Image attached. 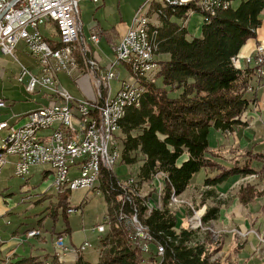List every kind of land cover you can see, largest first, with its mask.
Wrapping results in <instances>:
<instances>
[{
    "label": "trees",
    "instance_id": "obj_1",
    "mask_svg": "<svg viewBox=\"0 0 264 264\" xmlns=\"http://www.w3.org/2000/svg\"><path fill=\"white\" fill-rule=\"evenodd\" d=\"M225 1L231 4L217 8L213 16L202 21L201 35L196 37L188 36L186 26L190 12L204 13L194 1L176 7L156 4L160 12L156 15L158 22L150 25L154 33L152 36L148 32L150 43L153 54L157 46L155 53L167 58L158 59L156 70L145 84L140 105L126 110L116 134L120 143L117 165L137 164L135 181L124 187L109 171L100 175L99 185L108 204L111 227L100 238L104 249L97 263L79 254L72 264H221L212 259L206 242L199 241L196 227L193 230L177 227L168 201L170 194L179 196L184 192L192 176L202 168L215 172L203 180L212 186L229 177L262 174L264 170L262 151L244 149L238 155L244 158L242 163L232 158L229 164L214 160L206 153L210 147V131L227 132L241 126L244 113L255 102L256 90L261 86L255 67L236 68L234 59L244 45L256 39L257 29L263 23L264 0H241L235 7H232L233 0ZM184 154L187 158L180 161ZM161 173L164 177L162 206L147 210L138 192L142 185ZM242 190L243 203L263 194L249 185ZM121 196L123 202L118 201ZM57 200L52 216L56 218L60 208L67 219V209L74 207L70 206L66 194H57ZM122 207L127 212L136 208L138 219L163 247V255L157 254L153 244L149 252L133 245L130 227L116 217ZM217 215L218 207H207L202 221L207 223ZM68 232L66 226L55 234ZM35 261V257L28 256L0 264H36ZM48 264L66 263L53 255Z\"/></svg>",
    "mask_w": 264,
    "mask_h": 264
},
{
    "label": "built area",
    "instance_id": "obj_2",
    "mask_svg": "<svg viewBox=\"0 0 264 264\" xmlns=\"http://www.w3.org/2000/svg\"><path fill=\"white\" fill-rule=\"evenodd\" d=\"M81 0H0V53L14 56L18 43H24L26 51L35 60L37 72L20 65L19 81L27 77L26 91H41L50 98L49 104L29 111L26 122L18 127L6 120L0 121V143H4V152L0 154V171L7 163V156L15 161L14 174L24 176L32 166L49 164L55 167V176L51 178L58 194L72 190H93L94 178L104 171L115 173L113 168L118 163V136L115 127L128 108L138 107L145 91V84L151 73L158 66L155 44L154 55L150 66H143L142 41L143 32H150L149 19L145 16L144 28L136 29L137 13L132 18L127 31L111 47L113 57L104 66L98 62L91 44H98L100 35L94 30L87 36L83 33V22L80 20L79 3ZM98 4L100 0H90ZM152 0H145V2ZM166 1V0H161ZM194 1L204 12L202 21L213 16L212 0ZM160 10H155L157 15ZM53 32L50 37L44 36L40 27ZM78 55L84 59L88 73L94 76L93 86L88 85V73L80 72ZM240 61V62H238ZM120 67L124 76L120 75ZM236 68L246 65L254 66L264 91V38L255 45L251 55L238 56L234 59ZM67 74L79 84L86 80L91 94L86 98H74L60 84L58 75ZM118 81L119 88L112 93L111 81ZM6 107L5 99L0 97V109ZM81 157L82 165L75 166V159ZM264 173V170L262 171ZM249 175V174H248ZM259 173H252L256 176ZM163 176L156 175L153 179ZM135 178L124 181L126 187L133 184ZM119 183V182H118ZM122 198V196H121ZM131 201L129 197L126 198ZM122 198V202H123ZM123 206V204H122ZM147 210H150V208ZM76 209H67L68 213ZM126 214L127 225L132 233V243L142 252H149L154 245L157 254L163 255V247L154 241L148 228L137 217L136 208ZM106 224L107 220L105 219ZM106 226L97 224L90 232L104 233ZM37 232H27L32 237ZM89 247V240L75 245L67 241L64 235L55 238L54 255L59 261L66 262L67 254H82Z\"/></svg>",
    "mask_w": 264,
    "mask_h": 264
},
{
    "label": "rangeland",
    "instance_id": "obj_3",
    "mask_svg": "<svg viewBox=\"0 0 264 264\" xmlns=\"http://www.w3.org/2000/svg\"><path fill=\"white\" fill-rule=\"evenodd\" d=\"M144 1L145 0H100L98 4H94L90 0H81L79 3L80 19L84 22V25H86L89 20L93 22L97 20L101 22L105 28H113V40H117L124 35V32L132 22V18L137 10L142 8L143 12H149V6L147 3H144ZM182 1V4H185L190 0ZM240 1L241 0H233L232 7H235ZM190 14L195 13L190 12L188 16ZM196 16V14L191 16L192 20L191 23H189V30L194 26L193 23L197 18ZM154 18L155 15L151 17L152 22L156 23ZM40 29L42 34L48 37H50L53 32L50 26L46 30L43 26H41ZM257 30L258 33H263L264 23H262ZM106 39V36L103 35L98 51L106 53L112 58L113 51ZM14 56L15 57L0 53V94L5 96L6 105L7 103L11 104L10 107L12 108L9 109V115L22 110L24 111L21 112V114H26L28 111H31L28 106L36 104V102L40 103L43 96H45V92L40 90L33 94L29 93L25 88L27 77L22 81L18 79L21 64L32 72H37L35 60L26 51L22 41H20L15 48ZM120 68L119 65V69ZM58 77L60 78L61 86L66 91L73 94L78 93L79 88L76 80L65 73L59 74ZM110 88L112 92L115 93L117 88H119V82L117 80L111 81ZM257 90L258 94H264L262 88ZM248 111H253L252 106H250ZM248 111L246 110L244 115ZM260 115L261 118H257L254 124H248L247 120L246 122L244 120L241 126H235L232 130L227 132L211 131V135L208 139H210L212 144L217 142L227 146L230 142H232V144L236 143L237 137H241L243 134L247 137V132L244 131L247 130L248 133L252 135L250 142H255L256 145L262 149L264 146V113ZM26 120V116H23V118L15 124V127L22 125V123L24 124ZM251 123H253V121ZM246 127H248V129ZM5 133V131H1L0 136H4ZM250 135H248V137H250ZM242 159L240 160L241 162ZM14 161L15 159L13 156H7V163L0 171V240H8L14 233H18L20 236L25 234L24 238H31L28 243L26 241L25 248L27 250L30 249L34 253L39 252V256L35 257L36 264H48L54 255V244L55 238L57 237L55 233L64 230L67 226V228L69 227V232L63 234L67 241L70 237L71 241L79 245L84 239L89 240V247H87L82 254L91 262L97 261L100 248L98 240L99 234H93L90 231L95 225L104 224L106 230L100 235H105L109 227H111L108 223L109 217L106 219L107 224L105 221V218L109 214V208L102 194V190L97 188L100 190L99 192H97V189H80L67 192V200H69L70 206L74 207L76 211L68 213L67 219H64L63 214H61V209L58 208V215L55 218L52 216L51 212L53 211V206L58 202V193L53 186H50L51 176L48 177L45 175V170H50L49 164L32 166L28 174L17 176L14 174V166L12 164ZM113 171L115 172L113 175H115L117 181L125 186L124 181L126 178H134L137 170L136 166L128 167L124 164H118L114 166ZM207 174H209V172L205 168L196 172L192 176V181L194 182L189 185L185 195H179L176 198H171L169 195L168 208L175 214L178 223L177 227H184L190 230L192 226L194 228L196 227L195 232L198 235L199 241L206 242L207 248L212 252V259L221 262V264H247L248 262H250L249 264H258L256 260L250 259H245L244 262L239 261L241 259L235 254L236 250L241 248V242L245 241L251 234L256 239L257 248H254V251H258V255L263 257L264 228L259 231L253 228L243 231L238 226L231 225V227H228L224 224H219V221L216 222L215 220H209V222L205 223L202 221V218L207 207L214 206V203L217 201L227 204L234 199L238 204L244 206L262 197L264 195V173L256 176H250L249 174L243 175L242 177H232L233 180H231L229 184L225 185L223 188L221 184L218 186L220 189H215L213 199L209 200L212 201L210 204L209 202L205 203L203 198L206 196L205 193L210 191L203 181V177ZM163 178V176H160L153 179L150 183L142 185L138 192L139 197L143 198L148 209L162 206L163 196L161 194L164 184L162 182ZM248 185L253 186L255 189L258 188L263 194L243 203L240 200V196L244 194L242 188ZM261 205L264 210V203ZM198 219L201 223L198 222ZM66 221L68 222L67 224ZM30 228H34L37 232L32 237L27 235ZM227 234H233L231 238L232 242L230 240H225ZM21 256L22 254L17 257ZM73 261L72 259L71 262ZM0 262H9V260L4 257L0 258Z\"/></svg>",
    "mask_w": 264,
    "mask_h": 264
},
{
    "label": "crops",
    "instance_id": "obj_4",
    "mask_svg": "<svg viewBox=\"0 0 264 264\" xmlns=\"http://www.w3.org/2000/svg\"><path fill=\"white\" fill-rule=\"evenodd\" d=\"M156 4L160 5L161 7H165L164 5H162L161 3H158V2L148 4V6H149L148 16L154 17L155 14H153V12L155 11L156 7H158V6H156ZM195 14L197 15L196 16L197 18L195 19V22L193 23L194 26L192 27L191 30H189V28H190L189 23H191V20H192L191 16H193ZM195 14H190L189 16H187L186 26H187V29L189 31V35H188L189 37H196V36L201 35L202 17L198 13H195ZM149 19L151 20V24H154L152 22V19L151 18H149ZM154 20L156 21V23L158 22V20L156 19V15H155ZM263 21H264V17H263ZM130 24H129V26H130ZM93 30L95 32H98V35H100V41L98 44H91V48L93 49V54H95V57L97 58L98 62H100L101 66H104L107 63V60L110 59L111 57L108 56V54H106V53L98 51V49L100 48L102 36L103 35L106 36V38H107L106 41L110 47H112L114 45V43H116L120 38L117 40H113V38H114L113 28L107 29L102 25L101 22H98L97 20H95V22H93L92 20H89V21H87L86 25H84V22H83V33L85 36H87ZM126 31H127V29H126ZM262 38H264V32L258 33V30H257L256 39L251 40L246 45H244L241 48V50L239 51L237 56L243 57L245 55H251V53L254 52L255 45ZM95 48H97V49H95ZM103 51H105V50H103ZM166 58H167L166 55L157 54V60L158 59H166ZM78 63H79V67H80V72L81 73H84V72L88 73V69L84 63V59L79 55H78ZM120 73L122 76H124V74H125L123 72L122 67L120 68ZM88 76H89L88 85H90V87H92L93 82H94V76L91 75L90 73H88ZM59 80H60V78H59ZM77 84H78V88H79L78 93H76V94L71 93L74 96V98H86L87 96H89V94H91L92 90H90V87H88L86 85V80H82L80 84L79 83H77ZM251 92H253V90ZM0 97L5 99V96L2 94H0ZM255 97H257V98H256L255 102H253V105H251L253 111H248L249 110L248 109L247 110L248 112L243 117L245 122L247 120L248 124L249 123L254 124V121L257 118H261L260 114L264 113V94L260 95V94H258V90H256ZM50 100L51 99L45 95L41 99L40 103L36 102V104L30 105V106H28V108H30L29 110H34L35 108L36 109L40 108L41 106H45V105L49 104ZM10 106H11V104L7 103L5 108L0 109V121L6 120L12 124H17L20 121V119L23 118V116L25 115V113L21 114V112H23L24 110H22L20 112H14L12 115H9V111H10L9 109L12 108ZM261 109L263 110V112ZM26 111H28V110H26ZM250 121L251 122L253 121V123H251ZM246 128L248 129V127H246ZM211 131L219 132L218 130H215V129L211 130ZM211 131H210L209 136L211 135ZM244 131L247 132V137L245 134H243V136L241 135V137H237L236 143L232 144V142H230L227 146H224L223 144L217 143V142L212 144L210 141L209 142L210 143L209 150L206 152L207 155L209 157L213 158L214 160L222 162L223 164H229V162H231L232 158H237L239 163H242L240 160L243 157L241 158L238 155L240 153H242V150H244V149L249 148V149H252L253 151L257 150V151L264 152L263 151L264 146L262 147V149H260L256 145L255 142L254 143L250 142L252 139V137H251L252 135H250L247 130H244ZM248 135H250V137H248ZM186 158H187V154H184L181 157L180 161H183ZM243 160H244V158L242 159V161ZM254 164H255V162H254ZM133 166L137 167V164L133 165ZM206 170L211 175L207 174L206 176L203 177V180L205 177H212L215 174V172H213V171H209L208 169H206ZM45 175L48 177H50V176L52 177V174H50V170H45ZM231 180H233V178L229 177V179H227V181L221 183L222 188L225 185L229 184V182ZM190 181H191L190 184L192 182H194V181H192V178ZM221 184H217L216 186L205 184L208 186L207 188L210 189L209 193L206 192L205 193L206 196L203 197L205 203H207V202H209V204L212 203V201H209V200L213 199V196L215 195L214 194L215 189L216 188L220 189V187H218V186H220ZM186 190L184 192H182L180 195H185ZM207 194H209V195H207ZM6 202H8V201H6ZM213 203H214V201H213ZM262 203H264V195L262 197L258 198L257 200H255L254 202L248 203L247 205H244V206L238 204L234 199L232 201H230V203H227V204H225L221 201H217L214 203L215 205L213 204L215 207H218V215H217V218L214 220L216 222L219 221V224H222V225L224 224L228 227H231V225L238 226L243 231H245L249 228H253V229H256L259 231L260 229L264 228V216H263L264 210L261 207ZM214 206H212V207H214ZM219 226H221V225H219ZM192 228H193V226H192ZM95 233H97V232H95ZM95 233H93V234H95ZM101 236H104V235H100V234L98 235V240L100 243V248H99V252H98L99 256H100L102 250L104 249V247L101 244V239H100ZM24 237H25V234L23 236H20V235H18V233H14L8 240H0V258L5 257L9 261H17L21 257L39 256V252L34 253L30 249L27 250L25 248L26 241L28 243V241L31 238L26 239ZM225 237H226L225 240H230L232 242L231 238L233 237V234L232 235L227 234ZM69 240L71 241L70 237H69ZM71 242L74 243V241H71ZM240 247L241 248L239 250H236V254H235V255H237V257H239V259H241L239 261L244 262L245 259H250V260H256L258 264H264V254H262L263 257H261V255H258V253H259L258 251H254V248H257V246H256V239L254 238L253 235L250 234L246 238L245 241L241 242ZM20 254H22V256L17 257V256H20ZM82 255L85 259L88 260V258H86V256L84 254H82ZM99 256H98V258H99ZM76 258H77V255H69L68 257H66L65 263H67V264L72 263L71 262L72 259L74 260ZM98 258H97V261H98ZM97 261H95V262L93 261V263H97ZM249 263L250 262H248L247 264H249Z\"/></svg>",
    "mask_w": 264,
    "mask_h": 264
},
{
    "label": "bare ground",
    "instance_id": "obj_5",
    "mask_svg": "<svg viewBox=\"0 0 264 264\" xmlns=\"http://www.w3.org/2000/svg\"><path fill=\"white\" fill-rule=\"evenodd\" d=\"M154 2L161 3L165 7H167V6H175V7L176 6H181V4L183 3L182 0H166V1L152 0V1L145 2V3L150 4V3H154ZM212 3H213V12L214 13H215L217 8L222 7V6L226 7V6H229L231 4L230 2H227L225 0H212ZM156 10H159V9H157V7H156ZM145 16H148V11H146V12L144 11L143 12V10L141 8V10L138 11V13H137V20H139V21L145 20ZM150 25H151V20L149 19V26ZM141 28H144V21L136 22V29H141ZM142 47H143L142 48L143 66H150V60L152 59V55H154V54H153V46L150 43V35H149L148 32H143ZM118 127H115L116 134L118 133ZM3 152H4V143H0V154H3ZM119 156H120V143H119V148L117 149L118 161H119V158H120ZM74 159H75V166L82 165L81 157L74 158ZM50 174H52V176L56 175L54 166L50 167ZM99 181H100V175H98V176H96V178H94V185H96V189L100 188ZM99 191L100 190L97 189V192H99ZM170 196H171V198L178 197V196L174 195L173 193L170 194ZM121 199H122L121 197H118V201H121ZM69 209H74V208H69ZM116 217H117V220L119 222L124 221L125 224H127L126 214L122 210H119V212L117 213ZM105 219H108V216ZM198 222H199V219H198ZM199 223H201V222H199ZM70 254L78 255V254H74V253H69L67 255L69 256Z\"/></svg>",
    "mask_w": 264,
    "mask_h": 264
}]
</instances>
